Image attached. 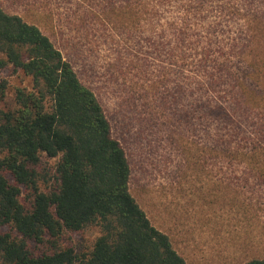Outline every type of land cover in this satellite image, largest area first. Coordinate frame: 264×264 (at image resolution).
<instances>
[{"label":"trees","instance_id":"16d2710c","mask_svg":"<svg viewBox=\"0 0 264 264\" xmlns=\"http://www.w3.org/2000/svg\"><path fill=\"white\" fill-rule=\"evenodd\" d=\"M57 1L54 15L41 4L52 30L84 51L108 47L128 110L193 132L217 166L264 187V57L253 37L231 36L230 12L209 20L203 6L216 0ZM0 72L20 79L0 80V264H186L132 197L126 152L95 94L47 35L1 8ZM88 232L97 236L83 252L67 240Z\"/></svg>","mask_w":264,"mask_h":264},{"label":"rangeland","instance_id":"374dc122","mask_svg":"<svg viewBox=\"0 0 264 264\" xmlns=\"http://www.w3.org/2000/svg\"><path fill=\"white\" fill-rule=\"evenodd\" d=\"M216 1L204 3L209 20H213L219 8L226 9L230 12L227 30L231 36L240 31L249 41L253 37L260 44L257 54L264 57V0ZM41 2L0 0V8L36 25L95 94L114 138L126 152L131 167L130 193L151 224L169 237L186 264H243L263 258L264 187L246 184L240 171L229 172L217 166L206 155L203 142L193 138V132L173 133L162 122L156 126L145 123L147 116L141 113L142 108L139 114L128 110L129 88L115 83L108 74V47L99 41L92 50L78 48L74 34L66 30L55 32V24L48 21L47 11L56 14L57 9L64 7L63 2ZM41 4L47 5V11ZM185 5L186 0H178L177 7ZM191 6L195 10L200 8L199 4ZM151 66L156 68L155 63ZM147 72L142 82L157 73L153 68ZM4 78H12V84L20 81L0 72V80ZM96 236V232L73 234L67 240L83 252Z\"/></svg>","mask_w":264,"mask_h":264}]
</instances>
